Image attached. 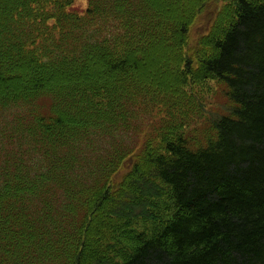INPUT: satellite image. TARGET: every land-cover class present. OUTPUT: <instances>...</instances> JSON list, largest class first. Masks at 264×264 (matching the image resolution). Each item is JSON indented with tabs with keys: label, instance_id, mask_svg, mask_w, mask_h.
I'll return each instance as SVG.
<instances>
[{
	"label": "trees",
	"instance_id": "16d2710c",
	"mask_svg": "<svg viewBox=\"0 0 264 264\" xmlns=\"http://www.w3.org/2000/svg\"><path fill=\"white\" fill-rule=\"evenodd\" d=\"M75 2L0 0V264H264V0Z\"/></svg>",
	"mask_w": 264,
	"mask_h": 264
},
{
	"label": "rangeland",
	"instance_id": "374dc122",
	"mask_svg": "<svg viewBox=\"0 0 264 264\" xmlns=\"http://www.w3.org/2000/svg\"><path fill=\"white\" fill-rule=\"evenodd\" d=\"M221 7V2H209L206 9L202 12L195 24L191 27L189 45L186 48L185 54L187 57L195 58L197 54V45H201V38L208 34L216 12ZM88 8V0H76L71 7V10L83 14ZM204 54L209 53L206 47L200 48ZM197 62V61H196ZM187 93L191 100H193L199 109L198 117L192 120L190 131L194 134L196 128L205 127L210 125L216 119L226 115L230 111L231 103L226 94V88L218 83L216 80H203V79H190L186 86ZM201 117V119H199ZM203 129L199 130V134ZM127 170L124 168L122 176L128 174L132 166L126 165ZM129 169V170H128ZM123 181L122 178L118 182Z\"/></svg>",
	"mask_w": 264,
	"mask_h": 264
}]
</instances>
